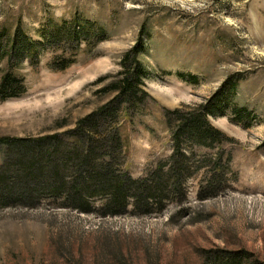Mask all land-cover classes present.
Here are the masks:
<instances>
[{"label":"rangeland","instance_id":"1","mask_svg":"<svg viewBox=\"0 0 264 264\" xmlns=\"http://www.w3.org/2000/svg\"><path fill=\"white\" fill-rule=\"evenodd\" d=\"M72 25L79 42L63 34L44 43L35 62L24 59L13 69L25 91L0 100V136L58 132L67 141L63 132L114 96L102 87L115 79L120 58L140 35L149 36L147 53L139 56L149 70L146 93L135 105H116L109 123L96 129V138L119 135L114 173L136 178L165 168L174 110L195 111L215 94L222 114L208 120L223 134L209 147L181 142L192 151L185 216L175 214L183 196L149 215L128 207L101 216L42 192L31 208H0V264H264V0H0V29L7 33L19 26L40 40L52 27L64 32ZM87 26L102 35L86 40ZM62 58L73 62L50 67ZM232 105L246 106V119ZM214 165L223 182L215 196L198 199ZM103 196L94 195L91 206L98 209Z\"/></svg>","mask_w":264,"mask_h":264},{"label":"trees","instance_id":"2","mask_svg":"<svg viewBox=\"0 0 264 264\" xmlns=\"http://www.w3.org/2000/svg\"><path fill=\"white\" fill-rule=\"evenodd\" d=\"M102 33L103 29L96 31L92 26L83 28L86 40L96 39ZM63 34L80 41L73 25L64 32L58 27H52L50 32L46 31L41 35L40 40L31 38L19 26L12 33L0 29V64L3 65L4 62L6 67L0 70V100L18 97L24 93V78L13 69L24 59L30 63L35 62L44 43L56 41ZM147 37L149 36L140 35L137 42L123 53L119 60L120 70L115 79L102 87L104 91L115 93L108 104L102 105L97 112L95 110L80 118L74 128L63 132L69 135L67 141L58 132L33 138L0 136V208L14 204L31 208L37 205L42 192H48L51 198L63 199L64 206L81 212L114 216L127 213V208L131 207L133 214L149 215L155 212V207L162 211L174 197L182 199L183 196L184 202L180 205L182 207L175 214L180 217L186 215L188 208L183 207V204L186 199V178L192 165V151L183 149L180 145L184 140L209 147L211 142L223 134L208 120L209 116L222 114L221 103L213 102L218 94L199 104L195 111L182 113L178 109L174 110L177 124L171 132L173 149L168 162L165 168L157 165L147 170L144 176L133 178L126 173H114L112 164L119 147L118 134L104 132L96 138V129L109 123L116 105H135L141 99L139 94L146 93L142 87L149 70L139 56L147 53ZM72 62L73 59L62 58L58 62L52 60L49 65L52 69L63 70ZM106 76H100L94 83L104 81ZM189 76L191 81H196V76ZM227 81L229 78L225 82ZM227 86L231 89L235 87L230 81ZM231 109L238 119H246L249 114L246 106L232 105ZM170 117H166L168 127L172 125ZM242 126L246 127L247 124ZM56 158H62V162H56ZM200 166L198 164L195 168ZM214 167L200 183L198 199L217 194L223 176L216 169V165ZM69 171L71 176L68 178V173L65 172ZM29 183L33 185L29 187ZM96 194L104 195L98 209L91 206V198Z\"/></svg>","mask_w":264,"mask_h":264}]
</instances>
